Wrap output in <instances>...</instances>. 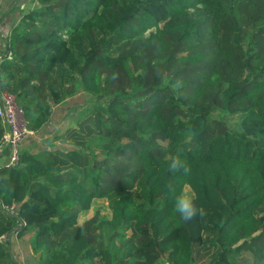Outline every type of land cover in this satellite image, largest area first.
I'll list each match as a JSON object with an SVG mask.
<instances>
[{
    "label": "trees",
    "instance_id": "obj_1",
    "mask_svg": "<svg viewBox=\"0 0 264 264\" xmlns=\"http://www.w3.org/2000/svg\"><path fill=\"white\" fill-rule=\"evenodd\" d=\"M33 2L1 87L32 132L75 79L95 101L66 133L73 148L0 168V264H14L1 239L17 227L38 264H193L201 250L264 264V0ZM178 148L188 175L168 170ZM186 186L202 209L188 222L173 211ZM95 199L110 216L78 223Z\"/></svg>",
    "mask_w": 264,
    "mask_h": 264
},
{
    "label": "rangeland",
    "instance_id": "obj_2",
    "mask_svg": "<svg viewBox=\"0 0 264 264\" xmlns=\"http://www.w3.org/2000/svg\"><path fill=\"white\" fill-rule=\"evenodd\" d=\"M8 1H9L7 2L8 11L12 9V11H14L15 13H23V12L25 13L32 7H35V3L33 2V0H8ZM21 3H23L22 6H20V8L17 9L16 8L17 5L19 6V4ZM8 11H4V10L0 11V13L2 14L1 15L2 18H0V23L3 20V16L6 15ZM247 22L248 21H242L241 25L245 27L246 29H248L250 32H254L256 29L254 28L252 21H250L249 23ZM16 25L17 24H14V27ZM150 31H153V29L148 30V32ZM66 87H68L69 94L66 95L65 99L62 101L60 105L56 106V110H55V114L59 122V124L57 125H59V127H57V130H52V131H69L72 128H74L76 123H78L79 121L81 123V121L83 120V116L86 113L87 108H89L95 101L94 98L89 97L83 91V88L81 87L80 81L78 79H75L73 84L71 83L67 84ZM6 91L8 90L6 89ZM213 117L217 118L219 116L217 113H214ZM236 119H237L236 117L227 118L226 119L227 126L230 128L235 126L237 124ZM59 144L60 145L62 144L61 146L63 150H68L74 147L71 139H67L63 143H58V145ZM162 145H165V143H162ZM36 148H37L36 146L32 147V150ZM94 152L96 153L95 155L98 158H101L103 155L102 152L96 149L94 150ZM123 161L129 162L127 159H125V157L123 158ZM132 163L133 164H131V166H134V159ZM95 212H98L100 216H104L107 218L110 216V212L107 208L106 199H95L91 206V209L85 214L84 218L80 217L78 219V223H81L83 222L84 219H87L93 216ZM6 213H9V212H6ZM263 213H264L263 210H259L257 212L258 215H263ZM1 241L7 244L6 238L5 239L2 238ZM211 257H212V251L201 250L200 254L197 257H195V261L193 264H208Z\"/></svg>",
    "mask_w": 264,
    "mask_h": 264
},
{
    "label": "crops",
    "instance_id": "obj_3",
    "mask_svg": "<svg viewBox=\"0 0 264 264\" xmlns=\"http://www.w3.org/2000/svg\"><path fill=\"white\" fill-rule=\"evenodd\" d=\"M7 2L9 1L0 0V11H8ZM22 4L23 3L19 4V6L17 5L16 8L19 9ZM20 16V13H15L12 9L9 10L7 14L3 16V20L0 23L1 33L7 34L11 28L14 27V24H18ZM3 61V59L0 61V65ZM55 110L56 107L53 108L49 121L42 126L40 130L35 132L30 131V133L26 135L21 143V151L36 153L44 150H63L62 144L58 145V143H63L67 140V131H52L57 130V127H59V125H57L59 122ZM63 136L65 138H63ZM35 146L37 148L32 150V147ZM31 237L32 234L30 233L21 238H18L15 233H10L4 237V239L6 238L9 254L14 264H38L36 256L31 252Z\"/></svg>",
    "mask_w": 264,
    "mask_h": 264
},
{
    "label": "built area",
    "instance_id": "obj_4",
    "mask_svg": "<svg viewBox=\"0 0 264 264\" xmlns=\"http://www.w3.org/2000/svg\"><path fill=\"white\" fill-rule=\"evenodd\" d=\"M0 13V18L1 17ZM8 36L0 31V61L12 59L8 50ZM0 168L12 169L18 166L20 147L23 139L30 133L24 111L18 106L15 96L0 85ZM14 207H5L8 214L16 215ZM13 213V214H12Z\"/></svg>",
    "mask_w": 264,
    "mask_h": 264
},
{
    "label": "clouds",
    "instance_id": "obj_5",
    "mask_svg": "<svg viewBox=\"0 0 264 264\" xmlns=\"http://www.w3.org/2000/svg\"><path fill=\"white\" fill-rule=\"evenodd\" d=\"M115 75L116 74L113 75V78H115ZM176 86L178 89L182 88V81H177ZM180 151L181 149L178 148L175 155H171L167 158L168 170L171 172H179L182 170L185 175H188L190 173V169L181 159L179 154ZM196 198V193L190 189V186H186V188L175 197L173 211L177 213L185 222L191 221L202 212V209L198 208L194 204Z\"/></svg>",
    "mask_w": 264,
    "mask_h": 264
},
{
    "label": "water",
    "instance_id": "obj_6",
    "mask_svg": "<svg viewBox=\"0 0 264 264\" xmlns=\"http://www.w3.org/2000/svg\"><path fill=\"white\" fill-rule=\"evenodd\" d=\"M18 229H19V227L13 229L12 232H10V233H14V232H16ZM10 233H8V234H10ZM8 234H7V235H8Z\"/></svg>",
    "mask_w": 264,
    "mask_h": 264
}]
</instances>
